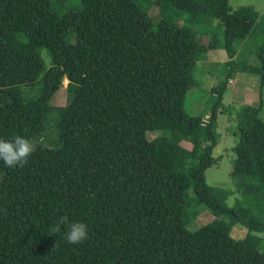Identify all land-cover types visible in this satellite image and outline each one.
<instances>
[{"label":"trees","instance_id":"1","mask_svg":"<svg viewBox=\"0 0 264 264\" xmlns=\"http://www.w3.org/2000/svg\"><path fill=\"white\" fill-rule=\"evenodd\" d=\"M138 1L79 0L59 12L52 0H0V138L35 145L23 168L0 161V264H264V245L230 234L237 225L264 233V143L249 138L257 119L237 126L229 177L241 179L242 200L229 208L231 192L205 172L232 74L210 89L207 120L193 76L212 50L230 68L238 43L255 35V11L154 0L190 22L154 24ZM247 48L264 74V43ZM64 80L66 104L53 107ZM183 141L188 158L175 152ZM204 210L213 220L189 230ZM64 215L88 226L83 244H68L63 229L49 235Z\"/></svg>","mask_w":264,"mask_h":264},{"label":"rangeland","instance_id":"2","mask_svg":"<svg viewBox=\"0 0 264 264\" xmlns=\"http://www.w3.org/2000/svg\"><path fill=\"white\" fill-rule=\"evenodd\" d=\"M59 12L68 9L77 8L79 0H52ZM231 10L236 11L240 7H252L256 17L248 33H255L253 39L238 43L236 46V55L231 60L230 68L227 65L229 61L226 53L221 50L208 51L205 60L197 62L194 69V79L196 81V90L204 91L205 98L201 103V114L204 120H207L210 108L213 104V96L209 93L212 87L219 86L226 72L229 70L232 79L229 81L228 91L223 95L222 103L225 107L223 113L217 117V134L219 142L213 152L214 163L206 170V182L211 187L221 188L230 191L231 194L225 201L227 207H234L235 203L242 200L237 183L240 178H230L231 162L234 158L232 148L237 141V126L239 120H245L244 115L249 114L248 122L257 119L258 127L254 129L255 123L250 124V135L253 142L264 143V74L260 70L259 58L247 47L261 45L264 43V0H229ZM138 13H146L156 24L160 16L175 20L179 25H189L188 17L182 16L174 7L163 8L155 5L154 0H139L136 4ZM153 29H155L153 27ZM74 36H70L72 42ZM200 41L206 44V39L200 37ZM249 43V45H247ZM247 51L254 58L247 57L244 52ZM45 62H48L44 50L40 52ZM67 83L63 82L62 88L53 96L51 104L53 107H63L66 104L65 87ZM24 92L28 96L34 94V88H26ZM255 124V125H254ZM257 134H259L257 138ZM155 135H148L150 140ZM189 146V147H188ZM190 145L182 142V145L176 147V152L186 158L189 157ZM183 157V158H184ZM213 216L207 211H202L188 225L189 230H195L201 226L209 224ZM232 238L246 243L250 246L264 245V236H253L248 229L240 226H234L230 232Z\"/></svg>","mask_w":264,"mask_h":264},{"label":"clouds","instance_id":"3","mask_svg":"<svg viewBox=\"0 0 264 264\" xmlns=\"http://www.w3.org/2000/svg\"><path fill=\"white\" fill-rule=\"evenodd\" d=\"M34 143L23 136H16L14 140L6 141L0 138V161L6 167L23 168L28 164L29 158L34 154ZM64 230V240L71 245H81L88 238V226L82 222H73L69 220L67 215L59 217V219L51 225L49 235H55ZM253 236H264V233L253 232Z\"/></svg>","mask_w":264,"mask_h":264},{"label":"crops","instance_id":"4","mask_svg":"<svg viewBox=\"0 0 264 264\" xmlns=\"http://www.w3.org/2000/svg\"><path fill=\"white\" fill-rule=\"evenodd\" d=\"M244 54H246L247 55V57H249V58H251V59H253L254 58V56L253 55H250L247 51H245L244 52ZM253 57V58H252ZM229 86V85H228ZM228 91V88H227V90L225 91V93ZM224 93V94H225ZM182 145V142L181 143H179V145L177 146V148L179 147V146H181ZM189 147V146H188ZM190 149V148H189ZM214 150H215V148H214ZM214 150H213V152H214ZM175 152H176V148H175ZM177 154H179L178 152H176ZM190 153V152H189ZM180 155V154H179ZM181 156V155H180ZM182 157H184V156H182ZM184 158H186V157H184Z\"/></svg>","mask_w":264,"mask_h":264},{"label":"built area","instance_id":"5","mask_svg":"<svg viewBox=\"0 0 264 264\" xmlns=\"http://www.w3.org/2000/svg\"><path fill=\"white\" fill-rule=\"evenodd\" d=\"M64 83H67V81H66V80H64Z\"/></svg>","mask_w":264,"mask_h":264}]
</instances>
